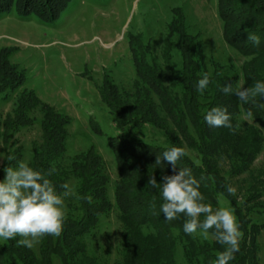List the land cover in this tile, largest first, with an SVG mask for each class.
I'll return each instance as SVG.
<instances>
[{"label":"trees","instance_id":"obj_1","mask_svg":"<svg viewBox=\"0 0 264 264\" xmlns=\"http://www.w3.org/2000/svg\"><path fill=\"white\" fill-rule=\"evenodd\" d=\"M69 1L0 0V17L15 8L23 17L36 14L54 20ZM218 13L225 41L250 56L243 65L241 94L235 75L226 73L222 65L213 63L211 69L202 39L187 30L181 13H175L169 24V29L179 34L176 44L182 61V71L171 86L163 84L155 59L146 63L136 57L138 79L133 92L114 83L104 88L105 96L112 99L103 100L119 129L107 139L119 169L114 194L125 222L123 264H176L178 243L189 264H257L256 238L264 225L248 215L245 203L233 199L231 184L220 172L217 157L222 147L237 140L235 116L240 109L264 126V0H218ZM9 55L7 48L0 51V92L25 80L24 71L11 63ZM33 93L17 99L16 116L5 120L4 126L7 130L34 122L30 113L34 107L42 112V137L34 143L28 162V187L42 228V259L44 264H52V254L58 253L63 264H88L84 257H77L85 249L82 236L113 206L107 196L108 176L102 169V156L90 147L73 157L71 168L58 166V158L66 151L69 119ZM148 125L160 128L166 143L133 132ZM247 135L238 139L241 147L235 150L243 156L241 167L252 161L257 148L242 142ZM187 147L197 151L201 163L192 159ZM70 173L79 178L82 214L65 218L54 230L44 195L63 186ZM220 195L232 200L233 230L219 222L228 214L219 218L212 213L220 208ZM192 207L198 215L192 213ZM5 225L6 221L4 233ZM200 228L216 238L194 234ZM36 263L32 249L16 251L0 245V264Z\"/></svg>","mask_w":264,"mask_h":264},{"label":"rangeland","instance_id":"obj_2","mask_svg":"<svg viewBox=\"0 0 264 264\" xmlns=\"http://www.w3.org/2000/svg\"><path fill=\"white\" fill-rule=\"evenodd\" d=\"M175 13H181L187 30L202 39L211 69L213 63L222 65L226 73L237 77L241 94L245 85L243 65L250 56L225 41L218 0H70L54 20L36 14L23 17L15 8L0 17V51L9 49L11 63L25 73L20 85L0 92L1 246H10L16 251L32 249L36 264H44L40 252L42 228L28 187V162L34 143L42 137V112L34 107L30 112L35 116L34 122L7 130L4 126L5 120L16 116L17 99L35 92L42 102L55 106L69 119L66 151L58 158V166L71 168L76 154L94 147L102 156V169L108 176L107 196L113 206L82 236L85 249L77 257H84L88 264H123L125 222L114 194L119 169L107 139L108 135L119 133V129L109 104L103 100L112 99L105 96L104 88L114 83L126 92H133L138 79L136 57L146 63L155 59L162 71L163 84L171 86L182 71L176 44L179 34L169 29ZM235 121L239 130L236 129L237 140L222 147L217 165L231 184L233 199L238 204L245 203L248 215L264 225V126L244 108L235 116ZM133 132L166 143L164 132L156 126L148 125L142 131L133 129ZM245 133L248 135L242 142L257 148L252 161L241 167L243 156L235 150L241 147L238 139ZM187 152L201 163L195 149L187 147ZM78 190L79 178L70 173L63 186L44 195L45 209L54 230L65 218L82 214ZM231 204L232 200L220 195V208L212 213L220 215L219 218H226L228 214L225 221L220 218L219 222L233 230ZM191 210L198 215L194 207ZM194 234L216 238L203 228L196 229ZM256 244V262L264 264V226ZM175 253L176 264H189L181 243ZM52 257V264H63L58 253Z\"/></svg>","mask_w":264,"mask_h":264}]
</instances>
